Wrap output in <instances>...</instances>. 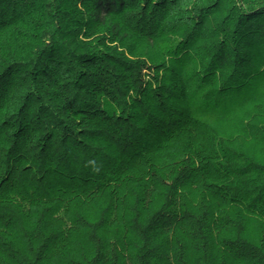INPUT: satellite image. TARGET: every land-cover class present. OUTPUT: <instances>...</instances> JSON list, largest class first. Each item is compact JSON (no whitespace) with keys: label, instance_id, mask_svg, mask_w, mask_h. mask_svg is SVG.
I'll use <instances>...</instances> for the list:
<instances>
[{"label":"trees","instance_id":"trees-1","mask_svg":"<svg viewBox=\"0 0 264 264\" xmlns=\"http://www.w3.org/2000/svg\"><path fill=\"white\" fill-rule=\"evenodd\" d=\"M0 264H264V0H0Z\"/></svg>","mask_w":264,"mask_h":264},{"label":"clouds","instance_id":"clouds-1","mask_svg":"<svg viewBox=\"0 0 264 264\" xmlns=\"http://www.w3.org/2000/svg\"><path fill=\"white\" fill-rule=\"evenodd\" d=\"M87 166H91L92 170L94 172H97V173L99 171H101V167H102V165L97 164V162L95 161V159L89 160L87 162Z\"/></svg>","mask_w":264,"mask_h":264}]
</instances>
